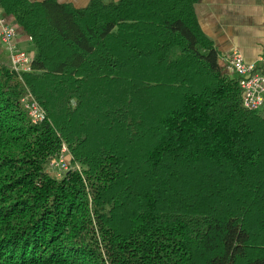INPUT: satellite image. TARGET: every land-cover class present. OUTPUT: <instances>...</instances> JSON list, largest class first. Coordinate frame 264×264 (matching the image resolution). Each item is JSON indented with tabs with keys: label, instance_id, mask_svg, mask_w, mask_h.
I'll use <instances>...</instances> for the list:
<instances>
[{
	"label": "trees",
	"instance_id": "obj_1",
	"mask_svg": "<svg viewBox=\"0 0 264 264\" xmlns=\"http://www.w3.org/2000/svg\"><path fill=\"white\" fill-rule=\"evenodd\" d=\"M197 1L0 0L32 54L0 61V264H264V106Z\"/></svg>",
	"mask_w": 264,
	"mask_h": 264
},
{
	"label": "crops",
	"instance_id": "obj_2",
	"mask_svg": "<svg viewBox=\"0 0 264 264\" xmlns=\"http://www.w3.org/2000/svg\"><path fill=\"white\" fill-rule=\"evenodd\" d=\"M56 1L79 9L86 7L90 0ZM194 12L201 31L213 43L225 71L229 73L226 61L232 51H238L245 62H257L264 51V0H198ZM23 40L26 41V37L19 30L16 40L19 47Z\"/></svg>",
	"mask_w": 264,
	"mask_h": 264
},
{
	"label": "built area",
	"instance_id": "obj_3",
	"mask_svg": "<svg viewBox=\"0 0 264 264\" xmlns=\"http://www.w3.org/2000/svg\"><path fill=\"white\" fill-rule=\"evenodd\" d=\"M19 29L12 18L6 17L0 7V45L6 51L10 68L16 74L30 72L31 56L22 50L16 40ZM26 40H30L26 38ZM229 73L239 78L242 105L246 110L257 111L264 106V51L256 63L245 62L238 51H232L226 61ZM32 124L45 121V112L35 100L31 92L25 88L20 99ZM67 150L62 146L60 155L50 163V166L60 172L68 171L69 164L66 160Z\"/></svg>",
	"mask_w": 264,
	"mask_h": 264
},
{
	"label": "rangeland",
	"instance_id": "obj_4",
	"mask_svg": "<svg viewBox=\"0 0 264 264\" xmlns=\"http://www.w3.org/2000/svg\"><path fill=\"white\" fill-rule=\"evenodd\" d=\"M22 47L25 48V49L30 50V48L28 47V45L26 44V42L24 40H23V43H22ZM28 54H29V52H28ZM29 55L31 56L32 54H29ZM0 61L5 63L6 65L8 64V55H7L6 51L3 50L2 48L0 49ZM66 160H67V162L69 164V161H70V156L69 155H67ZM52 161H54V159ZM48 171H49V173L51 175H54L57 178H59V175H62L60 171H58L57 169L53 168L52 166L48 167Z\"/></svg>",
	"mask_w": 264,
	"mask_h": 264
},
{
	"label": "water",
	"instance_id": "obj_5",
	"mask_svg": "<svg viewBox=\"0 0 264 264\" xmlns=\"http://www.w3.org/2000/svg\"><path fill=\"white\" fill-rule=\"evenodd\" d=\"M12 73H13L14 75H16V73H15L14 71H12Z\"/></svg>",
	"mask_w": 264,
	"mask_h": 264
}]
</instances>
